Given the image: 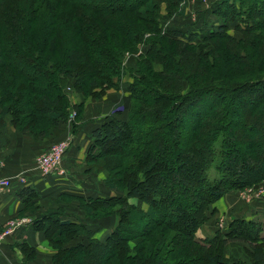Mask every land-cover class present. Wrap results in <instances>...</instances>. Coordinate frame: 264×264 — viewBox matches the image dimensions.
I'll list each match as a JSON object with an SVG mask.
<instances>
[{
    "label": "trees",
    "instance_id": "16d2710c",
    "mask_svg": "<svg viewBox=\"0 0 264 264\" xmlns=\"http://www.w3.org/2000/svg\"><path fill=\"white\" fill-rule=\"evenodd\" d=\"M184 1L0 0V125L9 115L35 138L57 135L74 108L75 132L85 100L123 86L125 55L141 47L125 116L106 117L87 151V171L114 193L75 197L83 219L52 209L30 224L51 264H264L255 218L197 238L223 194L264 183V0L212 2L198 30L162 25L161 8L183 14ZM33 190L21 193L29 212ZM109 216V236L94 238L89 221ZM17 246L35 257V246Z\"/></svg>",
    "mask_w": 264,
    "mask_h": 264
},
{
    "label": "crops",
    "instance_id": "0c3cea01",
    "mask_svg": "<svg viewBox=\"0 0 264 264\" xmlns=\"http://www.w3.org/2000/svg\"><path fill=\"white\" fill-rule=\"evenodd\" d=\"M199 0H190L188 8L193 9L191 19H180L179 26L184 21L195 23L201 12L204 13L205 3L199 4ZM199 7L200 9L196 8ZM210 21V20H209ZM212 22V21H211ZM210 22V23H211ZM183 29L190 28V25L183 26ZM128 92L122 88L118 91L107 90L103 97L88 98L85 100L83 112L77 120L76 131L73 132L68 124L59 126V133L53 136L35 138L31 134L16 129L9 115L2 117L0 125V174L12 179L11 186L0 194V235L5 224L11 218H28L13 233L0 237V261L2 264H51L53 249L41 231H33L30 224L40 213L49 212L52 209H61L66 218L83 219L84 212L79 209L80 202L75 200L77 196L93 197L105 196L114 192L103 183L104 175L99 172L87 171V151L92 145V133L105 122L106 117L121 112L124 117L125 107L128 103ZM74 97V98H73ZM72 97V101L81 100L80 95ZM70 134V145L64 153L63 165L67 175L43 176L33 171L35 156L49 148V144L55 139L63 138ZM24 181H20V177ZM24 188L34 189L30 192L37 198L36 210L29 212L25 210L21 193ZM25 193V192H24ZM26 196L28 194H25ZM215 212L200 229L203 235L209 236L215 229V220L229 214L244 216L246 219L256 218L264 214V196L246 200L242 191H229L222 195L213 205ZM89 229L93 231V237L104 241L110 234L115 222V216L90 220ZM27 242L30 246L36 247L35 257L31 261L24 260L18 243ZM234 245V244H233Z\"/></svg>",
    "mask_w": 264,
    "mask_h": 264
},
{
    "label": "rangeland",
    "instance_id": "374dc122",
    "mask_svg": "<svg viewBox=\"0 0 264 264\" xmlns=\"http://www.w3.org/2000/svg\"><path fill=\"white\" fill-rule=\"evenodd\" d=\"M184 1V0H183ZM215 1H217V0H209L208 2H207V0H199L198 2H199V4H203V3H205V5L208 7L209 5H210V3H212V2H215ZM190 2V0H185L184 2H183V5H184V13L183 14H173V16L172 17H168L167 16V12H165V8L164 7H162L161 8V12H162V14H163V16H164V18L160 21V23L162 24V25H164V26H166V25H171V24H173L174 23V25L175 26H178L179 25V23H177L180 19H191L192 17H193V9H191V8H188V3ZM197 9H200L199 7H197L196 8V10ZM204 9H206V8H204ZM207 11V10H206ZM206 15L207 14H204V16L206 17ZM202 18H203V12H201V15L199 16V18H198V20H199V22L197 21L196 23H192V24H190V23H186L185 21H184V24H183V26H188V25H190V26H192L193 28H194V30H198L201 26H202V23H203V20H202ZM210 21H212V25H210V27L209 28H211L212 26H216V23L218 22V20H220V18L217 16V15H214L212 18H208ZM200 20H202V21H200ZM177 23V24H176ZM182 26V27H183ZM181 27V28H182ZM209 28H207V30L209 29ZM203 32V31H202ZM201 32V33H202ZM228 32H229V34H233V35H239V33H237L235 30H234V28H233V25H231V27L228 29ZM140 48L141 47H139V50L138 51H134V52H131V55L130 54H127V55H125L126 57L124 58V61H123V69H124V71H125V75L122 77V79H123V81H125L124 82V84H123V86L121 85L118 89H116V88H107V89H105L104 90V92L100 95V96H98V97H95V98H100V97H103L104 96V94L107 92V90H109V89H113V90H115V91H118V90H120V89H122V88H124L125 90H127L126 89V81H128V82H131L132 81V79H130V76H129V71H130V69L131 68H134L135 67V60H136V58L138 57V54H139V52H140ZM65 92H66V94L69 96V100L71 101V103H73V104H76L77 102H79V101H72V97L73 96H76V95H78V94H76V93H74L73 92V90H72V87H70V86H67V88L65 89ZM79 96V95H78ZM91 98H93L92 96H90ZM89 97V98H90ZM74 98V97H73ZM88 99V98H87ZM83 108H84V106H83ZM72 111H74L75 113H76V109L74 108V109H72L71 110V112ZM82 112H83V110H82ZM81 114V113H80ZM79 119V118H78ZM68 124V123H67ZM70 126V125H69ZM71 127V126H70ZM66 136V135H65ZM99 173H102V172H99ZM103 174V173H102ZM67 175V174H66ZM104 175V174H103ZM251 187H262V188H264V183H260V184H254V185H251V186H247V187H245V188H243V189H239V191H244V190H246V189H251ZM264 195H262V196H260V197H256V196H253V197H251V199L250 200H248V201H251L252 200V198H262ZM129 199V203L130 204H133V205H135V206H137V205H140L141 207H147V204L145 203V202H143V201H141L140 199H136V198H133V197H130V198H128ZM247 200V199H246ZM213 207V206H212ZM215 208V207H214ZM242 217H244V216H242ZM230 218H231V216L229 215V214H227V215H224L223 217H217L216 218V220H215V229H220V230H224L227 226H228V224H227V222L230 220ZM256 220H258L261 224H262V226H263V231H262V236L264 237V214H260L259 216H257L256 218H255ZM116 221H117V217H116ZM6 225V224H5ZM5 229V228H4ZM16 230V229H15ZM14 230V231H15ZM3 231V230H2ZM13 233V232H12ZM213 233V232H212ZM212 233L210 234V235H212ZM11 234V233H10ZM208 234V233H207ZM206 234V235H207ZM206 235H203V233L199 230V231H197V238H204V237H207ZM233 247V251L232 252H238L237 251V249H239L240 247H241V243H237V244H235L234 246H232Z\"/></svg>",
    "mask_w": 264,
    "mask_h": 264
},
{
    "label": "built area",
    "instance_id": "2783aa9c",
    "mask_svg": "<svg viewBox=\"0 0 264 264\" xmlns=\"http://www.w3.org/2000/svg\"><path fill=\"white\" fill-rule=\"evenodd\" d=\"M209 0H207L208 2ZM68 125L71 126V122L75 120L76 113L72 111L69 114ZM71 140V135L67 134L63 139L54 141L50 144L49 148L39 153L35 156V161L32 167L33 171H37L38 174L43 176L57 175L64 176L67 174V170L63 165V156L69 147ZM20 181H24V177H20ZM12 179L0 174V194L7 190L11 186ZM243 195L247 200H250L251 197L256 196L260 197L264 195V188L262 187H251V189H246L243 191ZM29 219L23 217L21 219L11 218L5 225V229L1 232L0 237L9 235L15 229L20 227L24 222H27Z\"/></svg>",
    "mask_w": 264,
    "mask_h": 264
}]
</instances>
